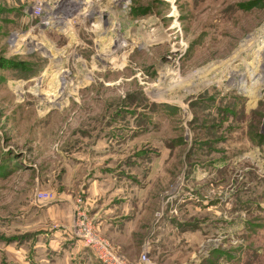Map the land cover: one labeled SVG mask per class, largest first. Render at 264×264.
I'll list each match as a JSON object with an SVG mask.
<instances>
[{
	"label": "rangeland",
	"instance_id": "374dc122",
	"mask_svg": "<svg viewBox=\"0 0 264 264\" xmlns=\"http://www.w3.org/2000/svg\"><path fill=\"white\" fill-rule=\"evenodd\" d=\"M58 192L124 264H264V0H0V264Z\"/></svg>",
	"mask_w": 264,
	"mask_h": 264
},
{
	"label": "crops",
	"instance_id": "0c3cea01",
	"mask_svg": "<svg viewBox=\"0 0 264 264\" xmlns=\"http://www.w3.org/2000/svg\"><path fill=\"white\" fill-rule=\"evenodd\" d=\"M102 182V189L109 190L84 192L86 202L83 208L100 234L114 240L126 221L129 201L127 192H117L120 179L111 175ZM74 193L58 192L55 200L30 204L25 210L24 239L14 240L15 246L12 248L16 258L20 260L21 257L22 264H101L92 250L84 247L78 238L80 227L77 220L75 222L76 212L82 209L83 204L75 201L78 192L73 197ZM130 230L125 224L122 232L126 234Z\"/></svg>",
	"mask_w": 264,
	"mask_h": 264
},
{
	"label": "built area",
	"instance_id": "2783aa9c",
	"mask_svg": "<svg viewBox=\"0 0 264 264\" xmlns=\"http://www.w3.org/2000/svg\"><path fill=\"white\" fill-rule=\"evenodd\" d=\"M42 6L35 5L32 10L33 17H40L42 14ZM52 196L48 193L37 194V201H50ZM80 230L78 233L79 240L82 241L84 247L89 248L94 253L96 259L101 264H124L118 256L115 255L113 248L108 242L100 240L96 235H94L93 230L90 225L86 224L83 219L80 220Z\"/></svg>",
	"mask_w": 264,
	"mask_h": 264
},
{
	"label": "bare ground",
	"instance_id": "6f19581e",
	"mask_svg": "<svg viewBox=\"0 0 264 264\" xmlns=\"http://www.w3.org/2000/svg\"><path fill=\"white\" fill-rule=\"evenodd\" d=\"M253 72H255V71H253ZM250 75H252V72H250ZM250 75H249V76H250ZM253 84H254V83H253ZM243 88H244V87H243ZM161 99H162V98H161ZM169 100H170V99H169ZM166 101H167V100H165V101H163V102H166Z\"/></svg>",
	"mask_w": 264,
	"mask_h": 264
}]
</instances>
